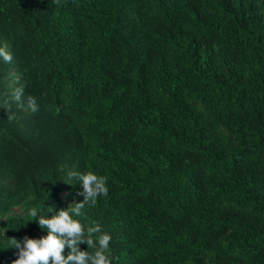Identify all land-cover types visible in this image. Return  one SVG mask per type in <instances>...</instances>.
I'll use <instances>...</instances> for the list:
<instances>
[{"label": "trees", "instance_id": "obj_1", "mask_svg": "<svg viewBox=\"0 0 264 264\" xmlns=\"http://www.w3.org/2000/svg\"><path fill=\"white\" fill-rule=\"evenodd\" d=\"M0 48V264L89 171L112 264H264V0H0Z\"/></svg>", "mask_w": 264, "mask_h": 264}, {"label": "clouds", "instance_id": "obj_2", "mask_svg": "<svg viewBox=\"0 0 264 264\" xmlns=\"http://www.w3.org/2000/svg\"><path fill=\"white\" fill-rule=\"evenodd\" d=\"M0 58L5 63H11L13 56L4 48H0ZM19 99V95H17ZM29 107L33 112L38 111L34 98H29ZM12 116L8 115L11 121ZM70 178H74L82 186L78 193L84 199L72 203L68 208L60 209L55 215L38 216L35 209L30 215L37 220L41 229H46L47 236L39 239L25 236L23 240L11 239L12 247L18 249V259L13 264H112L110 252L111 236L102 231L99 224L85 226L74 219L81 216L85 205H95L98 197L107 196L109 189L106 178L92 172H73ZM53 208L49 207V212ZM86 243L88 250H82L80 245ZM65 248L68 249L65 255ZM93 249L94 251H89Z\"/></svg>", "mask_w": 264, "mask_h": 264}]
</instances>
